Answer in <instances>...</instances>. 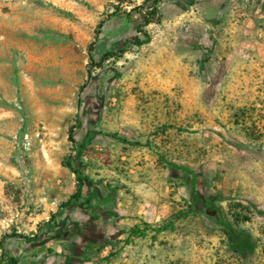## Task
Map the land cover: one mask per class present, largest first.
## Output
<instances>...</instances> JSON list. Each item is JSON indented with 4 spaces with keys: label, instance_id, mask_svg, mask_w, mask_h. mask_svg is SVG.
Wrapping results in <instances>:
<instances>
[{
    "label": "rangeland",
    "instance_id": "1",
    "mask_svg": "<svg viewBox=\"0 0 264 264\" xmlns=\"http://www.w3.org/2000/svg\"><path fill=\"white\" fill-rule=\"evenodd\" d=\"M205 1L160 0L136 47L152 0H0V264H264V98L226 104L200 54L173 53L176 18ZM69 163L90 195L60 208ZM221 221L253 251L230 250Z\"/></svg>",
    "mask_w": 264,
    "mask_h": 264
},
{
    "label": "crops",
    "instance_id": "2",
    "mask_svg": "<svg viewBox=\"0 0 264 264\" xmlns=\"http://www.w3.org/2000/svg\"><path fill=\"white\" fill-rule=\"evenodd\" d=\"M201 9L185 13L187 22L179 20L182 16L176 18L170 29L176 34L173 53L183 47L186 57L200 54V77L218 80L216 91L221 90L226 104L240 107L248 97L264 98V4L261 0H206Z\"/></svg>",
    "mask_w": 264,
    "mask_h": 264
},
{
    "label": "trees",
    "instance_id": "3",
    "mask_svg": "<svg viewBox=\"0 0 264 264\" xmlns=\"http://www.w3.org/2000/svg\"><path fill=\"white\" fill-rule=\"evenodd\" d=\"M159 2H160V0H152V6L150 7V11L143 17V24L137 25V26L134 25L135 35L132 38V44L134 46L141 47V46L148 44L151 41L150 35L146 31L143 30V27H147L153 23L152 19L157 13V5ZM126 19L128 21H130L129 15H126ZM98 33H99L98 31L95 33L94 42L91 44L90 48H92L93 45L96 43V41L98 39V37H97ZM122 53H123L122 49L116 53L106 52L101 56L100 62L98 64H95V65L99 66V65H101V63L105 62L109 58L119 57V55ZM90 61L93 63V59L91 56H90ZM115 139L118 141H121L125 144H128V145H136V146L140 145L137 142H129L127 140L120 139V138H115ZM69 141L72 144H76V142L73 140L71 135L69 136ZM76 149H77V159H79L81 154H82L83 144H79L78 146H76ZM68 168L71 170V172L75 176V181H76L75 191L67 199L66 202H64L60 205V208L74 207L76 205L79 206V205H81L84 198H86L90 195L89 186H88L90 181L83 174L80 167L74 166L73 163H69ZM175 168L180 172L187 173V175H190L192 178L196 177L195 172L187 171L184 168H180V167H175ZM85 191H87L86 195H84ZM188 207L191 210L190 211V213H191L194 209V206L190 205ZM185 216H187V213L183 214L178 219H184ZM221 226L226 231L227 242H228V246H229L230 250H232L236 254L242 255V256L246 255V253H248V252L253 251V242L251 240L250 235L246 231H244V230L234 231L229 224L224 223L222 221H221ZM174 230H175V222H173V221H170L169 223H167L166 225H164L160 228H153L151 225L145 223V224H143L142 228H140V226H138V225L132 227L127 232V235H128V239L132 240V239L144 238L147 236L148 233L160 234L162 232H172ZM66 233H68L67 236L63 235L61 237H68L69 232H66ZM17 237H20L24 240H27L26 236H24V235H18ZM34 238H35V241L41 240V237H39V236H35ZM9 261H10V264H17L16 260L13 258H11Z\"/></svg>",
    "mask_w": 264,
    "mask_h": 264
},
{
    "label": "built area",
    "instance_id": "4",
    "mask_svg": "<svg viewBox=\"0 0 264 264\" xmlns=\"http://www.w3.org/2000/svg\"><path fill=\"white\" fill-rule=\"evenodd\" d=\"M261 2L264 4V0H261Z\"/></svg>",
    "mask_w": 264,
    "mask_h": 264
}]
</instances>
